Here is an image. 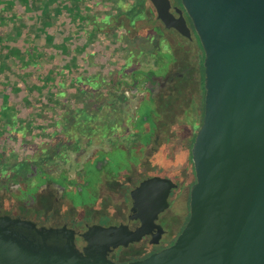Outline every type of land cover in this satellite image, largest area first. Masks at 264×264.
Here are the masks:
<instances>
[{"label": "water", "instance_id": "water-1", "mask_svg": "<svg viewBox=\"0 0 264 264\" xmlns=\"http://www.w3.org/2000/svg\"><path fill=\"white\" fill-rule=\"evenodd\" d=\"M149 1L167 29L191 37L185 11L204 51V115L192 145L196 181L185 227L144 259L108 257L164 231L157 220L178 185L153 176L131 191L140 226L93 225L83 252L49 244L55 229L39 231L37 246L12 229H35L33 221L0 216V264H264V0H180L179 17L170 0Z\"/></svg>", "mask_w": 264, "mask_h": 264}, {"label": "rangeland", "instance_id": "rangeland-1", "mask_svg": "<svg viewBox=\"0 0 264 264\" xmlns=\"http://www.w3.org/2000/svg\"><path fill=\"white\" fill-rule=\"evenodd\" d=\"M82 2L81 14H70V21L67 23V27L70 28V39H65L70 45V81L73 80L70 82V100H64L67 105H70V120L62 121L70 127V130H63L65 131L63 133V125H54L55 121L61 120L59 115L61 110L58 106L42 105L40 100L45 97L41 95L46 94V91L40 95L35 92L40 99L35 102V110L40 109V111L38 113L34 111L32 115V112L29 114L28 111L25 117L31 122L30 126L34 131L12 133L2 131L5 136L0 135V150L3 149L6 155L4 162L0 163V180L3 176H9L12 179L13 170L18 175L22 174L20 170L12 166V163L19 164L23 159L28 158H32V163L42 166L44 170L56 172L55 170L60 168L70 173V162L73 163L78 156L81 161H84L95 148L108 147L109 140L104 138L106 134L103 133L105 131L116 130L122 136L124 146H130L135 136L132 133L131 119L142 95L125 88L120 80L134 84L131 74L139 73L138 75L141 74L142 77L154 74L153 78L148 79V83L157 82L166 73V71H160L159 66L169 62L171 53L179 61L174 60L170 63V71L183 72L185 67L191 66L189 65V61H192L191 54L188 53L187 46L184 50H175V47L171 49L166 45L169 38H166L164 42L156 38L158 33L153 30L155 17L149 14L151 11L149 0H83ZM107 13L112 15L105 18ZM130 15L132 20L128 18ZM80 16H88V20ZM58 23L54 22V26L50 28L51 31L49 30L56 35V43L66 36L63 30L67 28ZM27 39L32 40V38ZM38 42L41 43L42 39L38 38ZM171 42L177 45L176 40ZM48 44L50 45L47 46L51 48V43ZM57 50L59 53L62 52L61 48L55 49ZM155 51L159 53L156 54ZM62 59L64 60L65 57ZM57 66L54 68H59ZM79 73L86 77L85 83H82L86 91L85 98L78 100L74 96L73 89L74 85L82 86L78 83ZM192 73L194 69L188 73L189 76L187 75L186 79L180 81V84L179 80L174 81L173 86L165 92L156 90L157 94L152 105L161 116L159 140L155 149L145 147L142 162L171 164L183 162L184 146L189 142L188 134L199 128V124L194 125L192 122V117L196 115V108L199 111L200 101L203 98V90L200 91L202 76L199 83L198 80H194ZM115 91L117 95L112 93ZM20 104L17 103V106ZM84 111L89 112L90 116L84 117ZM1 124L0 122V127H2ZM70 137L79 138L71 139ZM76 140H79V143L74 147L77 144ZM143 142H140V145ZM130 149L135 148L130 147ZM118 153L121 156L124 154L121 150ZM128 158V160H122L124 165H127L128 161H134L129 154ZM27 170L25 169V172ZM155 172L169 176L163 170ZM140 176L143 177V175ZM31 180L34 181V179ZM22 181L25 182L21 176L19 182ZM11 182L12 190L0 192L2 209L13 207L17 201L18 188L14 185L15 181ZM123 210L125 214V206ZM174 212L176 211L172 208L167 214L173 215ZM183 222L182 216L179 225ZM179 225H175L174 229H178ZM143 249L144 247L133 246L128 250V257L138 254L144 256Z\"/></svg>", "mask_w": 264, "mask_h": 264}, {"label": "flooded vegetation", "instance_id": "flooded-vegetation-1", "mask_svg": "<svg viewBox=\"0 0 264 264\" xmlns=\"http://www.w3.org/2000/svg\"><path fill=\"white\" fill-rule=\"evenodd\" d=\"M170 1L171 12L179 17L177 7L184 10L180 0ZM150 4L151 13L155 17L153 30L158 33L156 38H160V42H164L169 38L166 45L171 49L175 47V50H184L187 46L189 48L188 53L191 54L192 61H189L191 66L185 67L183 69L184 73L170 71V63L174 60L175 62L179 61L171 53L169 62L159 66L160 71H166L162 79L149 84L148 79L153 78L154 74L142 77L141 74L132 73L131 77L134 84L130 82L122 83L125 88H129L133 93L139 92L142 95L131 119L132 133L135 136L130 146H124L122 136L116 130L105 131L103 133L106 134L104 138L109 140L108 147L95 148L84 161H81L78 158L80 156H78L73 163L70 162V173L60 168L56 169V172L48 171L38 164L29 163V172L26 173L25 182H19L20 178L18 176L21 174L14 173V170L12 171V179L9 176L1 178L0 192L2 190H12L13 184H11V181H15L14 185L18 188V196H16L17 201L13 204V207L9 209L0 207V216L10 215L13 218L33 221L36 224L35 229L22 227H13L12 229L21 236L29 237L37 246L43 244V236L39 234V231L45 232L46 229L57 231L52 237L48 238L49 244L59 248L71 244L79 252H83L84 247L87 245L84 234L93 225L108 227L127 224L131 229H137L141 223L138 219L132 217L134 213L131 210L133 205L131 191L140 185L142 181L153 176L170 178L178 185L170 193V207L160 213L157 220L164 231L160 236L147 235L141 241L131 243L127 247L115 248L109 251L108 257L118 263L144 259L171 246L188 221L186 219L190 215V191L196 181L192 161V145L199 128L195 132L190 131L188 134L189 142L184 146V160L182 163H144L142 157L145 147L155 149L154 147L159 140L161 116L158 115L156 110H153L152 102L155 101V95L158 91L165 92L171 88L176 80H179L178 83L180 84V81L186 79L187 75L189 76L188 73L193 69L192 76L194 80H200V78L197 79L196 72L199 69L202 76L204 51L185 11L184 15L192 33L191 37L182 35L175 29H167L157 18L151 2ZM173 40L177 41L176 46L171 42ZM155 53L158 54L159 52L155 51ZM158 60L162 61V59ZM112 93L117 95L116 91ZM195 111L196 115L192 117V122L194 125L199 124L200 127L203 119L202 101H200L199 111H197V108ZM70 138L76 139L79 137ZM71 139L70 141H73ZM142 141L144 142L140 145ZM75 143L77 144L74 147L78 145L79 140H76ZM130 147L135 149L131 150ZM120 150L124 153L122 156L118 153ZM128 154L135 162L128 161V163L126 162L127 165H124L122 160H128ZM44 159L46 161V158ZM160 170H163L169 176L155 172ZM140 175H143V177ZM31 179H34V181L32 182ZM110 204L112 205L109 206ZM124 206L126 208L125 214ZM172 208L176 212L173 215L167 214ZM182 216L184 222L179 225ZM175 225H179L178 229H174ZM157 232L158 230L155 229L154 233L157 234ZM151 240H158V242L151 243ZM133 246L144 247L142 254L145 255L140 256L141 254H138L128 257V250Z\"/></svg>", "mask_w": 264, "mask_h": 264}, {"label": "trees", "instance_id": "trees-1", "mask_svg": "<svg viewBox=\"0 0 264 264\" xmlns=\"http://www.w3.org/2000/svg\"><path fill=\"white\" fill-rule=\"evenodd\" d=\"M82 1L0 0L1 136H5L2 131L11 133L14 131H34L30 126L31 122L27 121L25 117L28 115V111L29 114L32 112L31 115L34 114V111L35 113L40 111V109L35 110V102L40 100L35 92L40 95L44 94L43 91H46V94L41 95L45 97V99L40 100L42 105L58 106L61 110L59 114L61 120L55 121L54 125H63V133L66 129L67 131L70 130V127L62 121L70 120V105H67L64 100H70V82L73 80L70 81V45L65 39H70V28L67 27L70 14H81ZM149 14H152L151 11ZM110 15L112 13H107L105 18ZM145 15L147 16V13ZM80 17L83 18L84 16ZM84 18L88 20V16ZM128 18L132 20L131 15ZM54 22H59L60 26L67 27L66 30H63L66 36L59 43L55 42L57 40L56 35L50 32ZM27 38H32V40ZM38 38L42 39L41 43L38 42ZM48 43H51V48L47 46L50 45ZM58 48H61V53L58 50L55 51ZM63 57H65V61L62 59ZM54 65H58L59 68L55 69ZM77 76L80 77L77 79L82 86L75 87L74 85L73 90L74 96L79 100L85 98L86 89L82 83H85L86 77L82 73ZM204 77V66L202 65V117L204 115ZM120 81L121 83L128 82L126 80ZM17 103L22 105L17 106ZM86 112H83V116H90L89 112ZM2 150H0V163H3V159L6 157L4 150ZM32 162V158H28L23 159L19 164L14 162L12 166L22 172L20 178L21 176L25 178L29 170V163ZM25 169L28 170L25 172ZM8 171L11 172V170ZM188 219L189 216L186 220Z\"/></svg>", "mask_w": 264, "mask_h": 264}, {"label": "crops", "instance_id": "crops-1", "mask_svg": "<svg viewBox=\"0 0 264 264\" xmlns=\"http://www.w3.org/2000/svg\"><path fill=\"white\" fill-rule=\"evenodd\" d=\"M199 55H200V53H199ZM199 74V78L201 79V73H200V71H199V69L197 70V72H196V74ZM198 81H199V83H200V80L198 79ZM199 86H200V84H199ZM201 86H200V91H201ZM153 110H154V107H153Z\"/></svg>", "mask_w": 264, "mask_h": 264}]
</instances>
